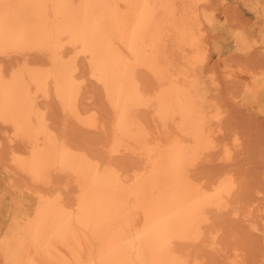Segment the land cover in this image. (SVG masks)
Segmentation results:
<instances>
[{"label":"bare ground","instance_id":"bare-ground-1","mask_svg":"<svg viewBox=\"0 0 264 264\" xmlns=\"http://www.w3.org/2000/svg\"><path fill=\"white\" fill-rule=\"evenodd\" d=\"M199 2L0 0V56L23 60L12 73L0 65V125L12 141L25 146L24 152L13 151L12 166L46 189H38L32 216L12 215L17 226L1 243L4 264H209L208 258L192 257L186 247L205 251L210 236L215 245L209 240L206 247L223 250L225 232L217 224L222 215L239 214L234 199L244 191L237 193L232 175L238 171L228 177L221 173L218 184L194 177L201 156L217 148L211 128L217 105L199 73L201 27L222 36L212 44L219 54L243 55L249 47L243 36L227 45L229 37L218 33L212 15L200 13ZM31 56L43 63L32 66ZM87 80L101 90L112 112L108 153L137 157L142 169L127 173L104 165L54 128L45 107L51 100L83 129L105 130L99 115L80 109ZM241 96L240 104L247 108L257 103L264 96V75L248 83ZM146 111L156 125L153 132L138 116ZM51 174L61 178V186L50 184ZM66 179L70 190L62 186ZM70 191L68 202L65 193Z\"/></svg>","mask_w":264,"mask_h":264},{"label":"rangeland","instance_id":"rangeland-1","mask_svg":"<svg viewBox=\"0 0 264 264\" xmlns=\"http://www.w3.org/2000/svg\"><path fill=\"white\" fill-rule=\"evenodd\" d=\"M257 3L260 4L259 7L254 8L253 5ZM199 11L200 13L205 12L214 17L216 25L220 26L219 29L221 32L218 33L229 37L226 39L227 45L231 46L236 41L237 37L243 36L249 49L243 55H239L232 51L219 54L214 50L212 44L215 40H221L222 36L220 38L215 35L212 36L209 34L208 26L203 25L201 27L203 43L200 54L203 57V65L199 69V73L207 82L212 102L217 105L215 112L217 118L213 120L211 126L216 132L215 144L217 148L201 156L198 160L194 177L197 176L196 179H203V181L206 179L208 180V182L206 181L208 184H218V180L220 179L218 175L228 177V175H232L233 173L236 174V171H238L239 173L236 174L237 176L234 174L232 176L235 177L233 179L237 182L239 189L237 193L239 194V191L244 192L243 194L240 192L242 195L238 196L237 200L234 199L235 202H237L236 207L239 208V214L235 217L232 213L222 215L225 219L223 218L222 223L217 224L218 228L221 227L223 233L225 232L224 236L221 238V243H223V241L227 242L226 244H222L223 250H214L210 247H206L213 242L210 236L208 238L210 243L205 240L204 246L208 251H204V248L199 246L193 248L186 247V251L190 253L192 257H196L197 255V258L200 260L204 258L203 261H208L209 259V264H232L233 262H231L230 259L232 260L233 255L236 256L235 251H238L237 254H239V257L234 256V260L232 261H236L238 264L244 259L246 260V258L249 259V261L244 260L241 264H264V211L262 217L258 214L259 209L262 210L263 208L264 210V96L260 97L257 103L248 106V108L240 104L242 100L241 95L244 93L246 87H248V83L259 79V75H264V0H200ZM223 41H225V39L222 40V42ZM29 61H31L32 66L43 63V61L36 56H31ZM240 63L242 64L240 65ZM22 64L23 60H19L14 54H8V56L3 55V57L0 56V65L3 66L8 73L17 71ZM254 70L255 73H253ZM226 73H230L231 75H225ZM139 76L147 81L148 87H153L151 78L144 72H140ZM225 79H227V81H225ZM82 101L80 109L83 112L90 111V113H94L96 117L99 115L97 120L105 126V130L90 131L88 129H83L80 124L66 117L59 106L51 100L45 107H49L48 113H50L51 122L56 131L66 136L73 145L82 146L81 148L86 152L89 150V154L98 157L104 165H109L115 170L128 173L132 168L142 169L143 161L137 157L126 153L111 156L110 153H108L112 145L109 139L112 112L107 106L101 90L90 80L85 82ZM138 116L147 123L149 130L152 132L157 130L156 125L152 121L151 111L139 113ZM226 125L228 126L227 128ZM233 132L236 136L232 134ZM9 136L11 137L10 131L0 125V264H4L1 257V243L7 234L9 235V231L17 226L14 220H12V215L18 212V218L21 216H32L39 201L37 196L39 192L38 189H41L40 192L46 190L36 186L29 178L25 177L17 168L12 166L10 161L13 151L24 152L25 146L17 141L13 140V142L12 138ZM239 147H242V152H239ZM10 149H12L11 153ZM227 150L228 153L231 154L230 161L226 159L228 154L226 153ZM235 150L238 152L236 153ZM199 167L200 169L202 168L201 171L198 169ZM224 173L226 174L224 175ZM241 173L242 175L240 176ZM198 176L201 177L198 178ZM248 179L249 181L245 183ZM49 181L52 186L57 187L61 186L62 183L61 178L55 174H51ZM239 183L242 188L239 187ZM64 184L65 185L62 184L64 190H68L71 186L69 179H66ZM247 190L251 191L248 192ZM255 191H257V193L260 192L257 194ZM250 195L252 197H259V200L262 197L263 199L260 201L255 199L257 197H253L252 199ZM71 196V191L65 193L66 201L70 202ZM240 199L242 201H240ZM256 200L260 203L263 201V204L260 206V203ZM243 201L248 203L247 205L250 206V208L244 205ZM242 202L244 208L242 207ZM256 202L259 207L255 205L257 204ZM251 203L252 205H250ZM236 204L234 203V205ZM253 206L257 207L255 208ZM248 209H250V211H248ZM254 209L255 211H253ZM261 210L259 213L262 212ZM133 215L137 218L138 216L136 215H138V212H133ZM230 217L231 219H229ZM244 218L245 222H243ZM254 218L257 220V223L259 221V225ZM247 219L251 221L248 223L246 222L248 221ZM247 224H250L249 227L246 226ZM228 225L231 228L228 227ZM260 226L263 227V230ZM212 245H215V243H212ZM234 246L238 247V249ZM228 247L229 249H227ZM230 249L233 250V255L232 250L231 253H229ZM214 253H216V256ZM222 256L223 259H221Z\"/></svg>","mask_w":264,"mask_h":264}]
</instances>
